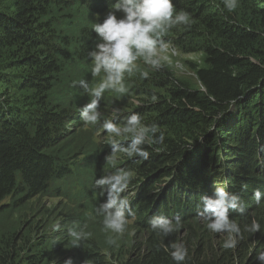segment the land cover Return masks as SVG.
Here are the masks:
<instances>
[{
  "label": "trees",
  "instance_id": "16d2710c",
  "mask_svg": "<svg viewBox=\"0 0 264 264\" xmlns=\"http://www.w3.org/2000/svg\"><path fill=\"white\" fill-rule=\"evenodd\" d=\"M115 2L0 0V82L9 83L22 99L20 104L2 97L0 103V264H51L67 253L59 264H173L172 243L187 248L185 264H258L257 253L264 251V199L257 204L253 193H264V0H239L232 13L223 0H172L177 11L189 13L190 22L162 39L182 54L202 55L200 65L190 68L194 80L177 77L166 66L154 70L141 58L136 65L142 73L148 66L147 78L125 76L126 93H104L102 120L118 109L166 132L162 145H144L147 161L132 157L122 165L135 175L130 205L146 238L135 256L119 263L108 260L103 217L96 215L105 197L94 188L95 180L107 175L104 158L111 152L93 140L100 124L78 120L91 97L72 87L80 79L90 87L102 80L92 76L88 52L98 42L93 24L103 23ZM10 95L9 89L3 92ZM135 95L150 108L132 110ZM152 95L160 102L152 103ZM120 116L115 122L123 126L128 113L121 121ZM217 187L245 203L243 215L229 212L242 232L232 250L222 247L225 234L218 237L207 227L178 236L182 228L191 233L200 225L201 198ZM62 196L82 204L60 229L62 241L45 240L40 251L20 256L16 247L22 240L15 231L6 232L3 220L18 213L17 206ZM158 215L179 218L181 227L158 236L150 226ZM253 220L260 231H245ZM69 229L87 235L75 241Z\"/></svg>",
  "mask_w": 264,
  "mask_h": 264
},
{
  "label": "clouds",
  "instance_id": "9594fccd",
  "mask_svg": "<svg viewBox=\"0 0 264 264\" xmlns=\"http://www.w3.org/2000/svg\"><path fill=\"white\" fill-rule=\"evenodd\" d=\"M223 4L224 8L232 13L237 9L239 0H223ZM117 12L123 14L121 18L117 17ZM189 22V13L177 11L172 0H116L103 23L93 24L92 31L97 34L98 42L95 48L88 52V59L91 61L92 76L103 74V78L95 87H90L86 79L73 81L72 87L79 86L91 97L90 102L80 109V116L85 125L100 124L109 134L111 154L105 157V160L113 167L116 165L118 153L147 161L150 153L144 145H162L165 135L159 131L158 125L142 123L141 116L135 113L125 119L122 127L115 122L118 109L114 118L102 120L99 109L104 93L106 91L126 93L128 89L125 76L134 71L138 59L142 58L152 69L159 70L163 66L162 61L168 60L167 56L161 54L169 50L175 54V48L170 42L162 39L163 35L177 25H188ZM148 75L147 71L142 73L144 78ZM150 99L152 103L158 101L156 95H152ZM121 136L128 139L126 145L117 140V137ZM132 179L131 170L116 168L114 172L95 180L94 188L105 197L104 202L97 207L96 215L103 217L104 230L115 234L107 241L110 245H116L117 238L126 231L128 218L134 215L130 205L131 199L129 200V195L133 194L126 195ZM253 195L257 204L264 199V193L258 189ZM201 200L202 204L198 207L197 214L206 221L207 230L225 234L227 238L222 247L226 250L235 249L238 239L242 238V232L240 226L229 218V212L243 215L244 201L223 187L215 188L211 196L202 197ZM150 226L158 236L167 237L179 230L181 221L179 218L172 221L164 215H158L151 219ZM245 231L259 232L260 224L253 220ZM69 234L75 241L87 235L83 229L79 231L69 229ZM170 248L173 264H185L188 250L184 244L172 243ZM256 260L258 264H264V251L257 253ZM66 264L71 262L68 261Z\"/></svg>",
  "mask_w": 264,
  "mask_h": 264
},
{
  "label": "rangeland",
  "instance_id": "374dc122",
  "mask_svg": "<svg viewBox=\"0 0 264 264\" xmlns=\"http://www.w3.org/2000/svg\"><path fill=\"white\" fill-rule=\"evenodd\" d=\"M123 14L117 15L118 18H121ZM172 46V45H171ZM174 47V46H172ZM175 54L169 50L167 53H162V56H167L168 60L162 61V65L171 69L177 77H184L188 79H193L194 76L190 72V68L192 65L198 64L202 62V55L201 54H182L176 47ZM2 66H6L5 64ZM144 69L143 72L148 69L147 65H143ZM8 72V73H7ZM11 72L9 70L5 71L4 75L10 76ZM142 72L136 65L134 71L131 74H126V76L134 77V74H138ZM16 74H19L17 72ZM103 78V74H101ZM3 81H8L9 79H2ZM11 91V95L8 97L3 96V92L7 90ZM153 90V89H152ZM158 93L163 98L164 91L158 90ZM8 98L11 102L20 103L22 104L21 97L16 94L13 87L9 83L0 82V103L1 98ZM139 95H135L132 99V107L131 109H136L138 107L148 106L150 108V104H147ZM146 101V100H145ZM157 102H160L159 100ZM156 102V103H157ZM129 111V110H128ZM131 111V110H130ZM126 113L129 112H119L121 114L119 121L123 120L126 116ZM133 113L134 112H130ZM152 117V115H150ZM114 114L110 116L107 115L106 119L113 118ZM80 122L83 120L80 118L78 119ZM83 124L84 121L82 122ZM142 123L146 124L147 119L142 117ZM70 124L67 123L66 127L69 128ZM147 125V124H146ZM122 127V126H121ZM77 131V130H76ZM166 134V132H163ZM68 137V136H67ZM64 138V139H67ZM109 134L105 132L103 128L99 130L93 140L96 143L103 145L106 148L105 153L111 152V145L109 143ZM117 140L122 144L126 145L129 141L127 138L121 136L117 137ZM110 155V154H109ZM108 154L106 155L109 156ZM129 157H127L123 153H118L116 156V165L113 167L112 165L108 164L104 158V164L107 166L106 174H110L116 170V168H122V165L128 161ZM130 160V159H129ZM177 163V162H176ZM135 175L133 174L134 180ZM134 182H131L130 185H133ZM140 186V185H138ZM219 186V184H218ZM67 191L71 193V189L69 188ZM130 192H127L126 195L128 196ZM63 193V191H60ZM132 196L129 195V198ZM82 204H77L74 199L68 200L67 197H44L38 200L37 203L29 202L27 205H20L15 207L13 210L19 209L20 211L16 214H9L6 219L3 220L4 225L7 226L6 232L15 231L17 233V238L22 240V244L16 247V251L20 252V256L23 254L26 255L27 252H34L40 251L41 245L45 242V240H50L49 244H54L56 242L62 241L60 229L69 224V218H75V216L79 213V208ZM200 225L198 227L193 228L191 233H188V229L182 228L178 233V236H186L187 234H192V231H200L202 228L206 227L205 220H200ZM59 225V227H57ZM207 230V229H206ZM208 231V230H207ZM106 241L104 242L108 247L109 253V261L112 263H119L125 261L129 256H135L138 250L142 247L143 241L146 238V231L142 229L138 219L135 215L128 218V225L126 227V231L117 238L116 245L108 244V239L110 236H114L115 234L105 231ZM207 235V234H206ZM218 237H222L224 234L216 233ZM226 239V238H222ZM201 245L206 246L207 241L202 240L200 242ZM261 246V245H260ZM258 249V246L256 247ZM26 253V254H25ZM23 255V256H24ZM70 254H64L62 256H58L53 259L51 264H59L67 260Z\"/></svg>",
  "mask_w": 264,
  "mask_h": 264
},
{
  "label": "water",
  "instance_id": "95a60500",
  "mask_svg": "<svg viewBox=\"0 0 264 264\" xmlns=\"http://www.w3.org/2000/svg\"><path fill=\"white\" fill-rule=\"evenodd\" d=\"M1 206H3V205H1Z\"/></svg>",
  "mask_w": 264,
  "mask_h": 264
}]
</instances>
